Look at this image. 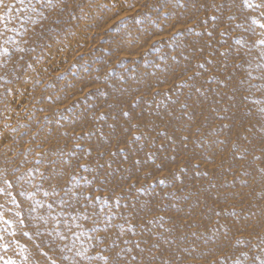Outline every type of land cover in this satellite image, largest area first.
I'll use <instances>...</instances> for the list:
<instances>
[{
    "label": "rangeland",
    "instance_id": "rangeland-1",
    "mask_svg": "<svg viewBox=\"0 0 264 264\" xmlns=\"http://www.w3.org/2000/svg\"><path fill=\"white\" fill-rule=\"evenodd\" d=\"M53 3L0 0V264H260L264 8Z\"/></svg>",
    "mask_w": 264,
    "mask_h": 264
},
{
    "label": "snow or ice",
    "instance_id": "snow-or-ice-1",
    "mask_svg": "<svg viewBox=\"0 0 264 264\" xmlns=\"http://www.w3.org/2000/svg\"><path fill=\"white\" fill-rule=\"evenodd\" d=\"M45 3H46V6L49 8L57 6L56 4L53 3V0H45ZM244 3L250 8L252 7L257 8V9L264 8V4L255 5V4L250 3L249 0H244ZM19 4L23 6V10L26 12L31 7V0H28L27 4H25V0H19ZM32 11H35V9H32ZM40 15L42 18L47 19V17L43 16V13H40ZM261 16H264V12H261ZM0 19H2V17H0ZM252 23L255 25H258L261 30H264V23H261L259 20L253 19ZM254 31L255 30L253 29V32ZM260 36H261V39L258 40V43L260 45H264V31L260 33ZM261 55H264V52H262ZM262 111H264V109H262ZM81 167H83V165H81ZM78 255H83V253H78ZM118 255L119 254L117 253V256ZM101 258L104 260V264H122V262L118 260L115 256L112 257L111 261H109L107 257H101ZM89 259L91 258L89 257ZM5 264H14V262L8 260V261H5ZM53 264H55V262H53ZM236 264H239L238 260L236 261ZM260 264H264V259L260 260Z\"/></svg>",
    "mask_w": 264,
    "mask_h": 264
}]
</instances>
